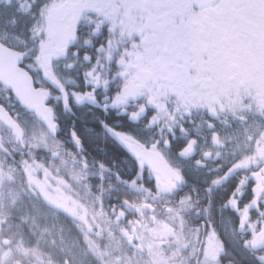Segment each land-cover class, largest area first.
Wrapping results in <instances>:
<instances>
[{
    "label": "snow or ice",
    "instance_id": "obj_1",
    "mask_svg": "<svg viewBox=\"0 0 264 264\" xmlns=\"http://www.w3.org/2000/svg\"><path fill=\"white\" fill-rule=\"evenodd\" d=\"M0 33V90L39 130L32 143L28 121L0 104V125L29 149L22 164L47 168L35 154L46 152L94 168L101 203L114 182L143 191L145 204L165 199L181 227L185 213L201 214L192 193L180 194L187 173L204 170V219L192 228L217 249L199 244L197 264L224 254L217 194L216 216L234 213L232 237L264 264V130L249 135L264 121V0H0ZM229 129L255 145L251 154L222 151ZM99 141L121 150L127 175L103 148L89 155Z\"/></svg>",
    "mask_w": 264,
    "mask_h": 264
},
{
    "label": "flooded vegetation",
    "instance_id": "obj_2",
    "mask_svg": "<svg viewBox=\"0 0 264 264\" xmlns=\"http://www.w3.org/2000/svg\"><path fill=\"white\" fill-rule=\"evenodd\" d=\"M0 35H3V33H0ZM0 92L3 91L0 90ZM6 98L9 99L7 96ZM7 107L14 114L21 109L16 101L10 106L7 105ZM11 108L13 109L11 110ZM23 115L25 117L23 122L28 121L25 124L27 128L26 138H31L35 135L36 139L32 143H36L39 141V130L32 124L31 118L25 112ZM79 115L81 114L78 113ZM61 119L62 124L66 127L70 117L62 116ZM83 119L90 121L91 117L85 115ZM36 129L38 133H36ZM259 130H264V121L252 122L249 126V135H255ZM228 134L232 136V140L227 148L222 149V151L228 153L235 151L241 157L251 154V150L255 145L247 144L242 132H233L229 129ZM205 146L207 147V145ZM100 148L107 152V160H115V167L127 175L130 162L129 165L121 163L123 156L121 150L111 141L107 143L99 141L90 147L89 155H96ZM28 152L29 149L22 148L8 128L0 125V184L4 185L2 180L10 178L11 185H14L13 183L19 178L20 159L28 155ZM40 153H43L44 161L48 163V167L45 170L52 179L51 183L68 188L78 205L80 207L83 206L86 210V219L82 218L84 220L81 219V222L65 213H63V216L73 218L80 223L83 231L92 238L94 264H159V255L163 253V247L152 246L148 243L152 236L150 233L152 229L160 233L161 237L166 234L164 230L169 231L171 229L174 236L177 237V239L170 242L175 257L173 259L170 258L172 260L169 259V262L175 264H197L194 253L199 244H206L207 251L216 253L215 240L206 241L202 229L199 240H197L192 228L193 225L199 224L200 220L204 219L203 206L207 202V194L204 192V184L201 182L205 178L204 170H193L187 173L188 185L182 189L180 194L192 193L193 200H199L197 207L200 208L201 214L199 217L196 216L195 209L185 213V222L181 227L180 221L173 219L167 212L165 199L156 201L154 204H145V193L143 191H133L114 182L110 184L106 180L103 190L107 191V197L103 196L101 203V199L97 194L95 197H87L88 194L84 192V190L100 191L96 181L87 178L95 172L94 168H90L86 174L82 168H73L70 164L62 162L60 158L49 161L48 153ZM35 154L37 155V153ZM64 159L68 158L65 157ZM215 163L219 164V161ZM213 166V162L209 161L208 167L211 168ZM22 167L26 184L28 185L27 181L29 179L25 174L24 166ZM193 188H195V192H193ZM122 203L124 205L123 214L120 211ZM221 203V195L217 194L214 200L213 219L216 221L219 238L224 242V254L220 257L219 264H254L252 256L236 243V240L240 239L242 234L237 232L235 239L231 235V229L236 223L234 213L225 210L223 218L216 216L215 208L219 207ZM88 204L95 206L107 204V206H110V209L108 207L110 213L102 214L99 212L100 207H95V212L89 214ZM113 206H115V211ZM153 207L154 214L146 210ZM228 218H231V223H229ZM166 220L167 222H165Z\"/></svg>",
    "mask_w": 264,
    "mask_h": 264
},
{
    "label": "rangeland",
    "instance_id": "obj_3",
    "mask_svg": "<svg viewBox=\"0 0 264 264\" xmlns=\"http://www.w3.org/2000/svg\"><path fill=\"white\" fill-rule=\"evenodd\" d=\"M22 165L28 185L25 176L14 185L10 178L0 184V264H94L91 237L75 221L86 219L85 208L68 188L51 183L45 168ZM164 231L161 237L152 229L148 243L163 247L159 264H175L169 262L175 257L170 242L177 237L171 229Z\"/></svg>",
    "mask_w": 264,
    "mask_h": 264
},
{
    "label": "trees",
    "instance_id": "obj_4",
    "mask_svg": "<svg viewBox=\"0 0 264 264\" xmlns=\"http://www.w3.org/2000/svg\"><path fill=\"white\" fill-rule=\"evenodd\" d=\"M14 103H15L14 99L9 100V99L6 98V95H5L4 92H0V104H3V105H5L7 107V105L10 106V105H12ZM12 109L13 108H11V110ZM16 112H20V114H21L20 115V120L23 123L24 118H25L24 115H23V113H24L23 109H20L19 111H16ZM37 156L38 157H43L44 155H43V153L37 152ZM25 158H28V155L24 156V158L21 157V159H20L19 178L21 179V181L24 180V172H23V167H22L23 165H22L21 161L23 159H25ZM84 192H85V194H88L87 197H95V195L96 194L98 195L100 191H96V190H91V191L90 190H84ZM103 196L107 197V191L106 190H103ZM95 207H100V211L99 212L102 213V214L110 213V211H109L110 206L109 205L107 206V204H105V205H99V206H95V205H92V204H88L87 205V209L90 210V211H92V213L95 212L94 211L95 210L94 209ZM108 207H109V209H108ZM91 240H92V238H91ZM90 245H91L90 246L91 249L93 250V248H92L93 245L92 244H90Z\"/></svg>",
    "mask_w": 264,
    "mask_h": 264
},
{
    "label": "water",
    "instance_id": "obj_5",
    "mask_svg": "<svg viewBox=\"0 0 264 264\" xmlns=\"http://www.w3.org/2000/svg\"><path fill=\"white\" fill-rule=\"evenodd\" d=\"M7 128V127H6Z\"/></svg>",
    "mask_w": 264,
    "mask_h": 264
}]
</instances>
